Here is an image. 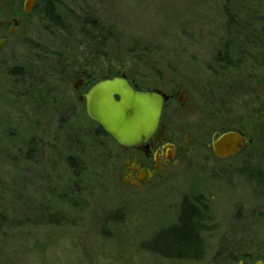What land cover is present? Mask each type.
Segmentation results:
<instances>
[{
	"label": "rangeland",
	"instance_id": "1",
	"mask_svg": "<svg viewBox=\"0 0 264 264\" xmlns=\"http://www.w3.org/2000/svg\"><path fill=\"white\" fill-rule=\"evenodd\" d=\"M49 6L54 20L36 4L0 51V264H264V59L227 70L216 61L244 46L226 32L225 12L264 24V0ZM7 8L21 17L20 5ZM86 18L111 29L108 51L93 41L100 32L81 29ZM116 71L142 91L185 92L162 119L183 146L178 163L141 187L125 181V155L109 136L94 143L97 125L80 101ZM222 131L251 142L220 161L208 146ZM196 199L198 255L148 250Z\"/></svg>",
	"mask_w": 264,
	"mask_h": 264
},
{
	"label": "water",
	"instance_id": "2",
	"mask_svg": "<svg viewBox=\"0 0 264 264\" xmlns=\"http://www.w3.org/2000/svg\"><path fill=\"white\" fill-rule=\"evenodd\" d=\"M39 0H24L30 14ZM166 98L156 92L139 91L130 86L124 74L92 84L80 97L87 118L123 149L145 144L155 134ZM248 143L236 131L214 133L210 145L213 156L226 160L236 156Z\"/></svg>",
	"mask_w": 264,
	"mask_h": 264
},
{
	"label": "trees",
	"instance_id": "3",
	"mask_svg": "<svg viewBox=\"0 0 264 264\" xmlns=\"http://www.w3.org/2000/svg\"><path fill=\"white\" fill-rule=\"evenodd\" d=\"M52 1L39 0L37 6L40 4L41 5L45 4L46 12L48 14L50 13L51 15L50 11L52 7L49 5L52 4ZM47 2L49 4L46 5ZM225 15H226V23H225L226 32L230 36L231 35L235 36L234 39L241 38L242 43H244V46L242 48H235L234 52H228L229 51L227 50L228 47H226L224 54L219 55V59L217 58L216 61L218 60V62H220V65L221 63L225 64L227 66L226 67L227 70L228 68L231 67L239 68L240 64H246V63L256 64L257 59H260L261 57H263L264 59V24L260 20H256L254 18H252L253 20H251L250 23L244 22L242 19L237 18V16H235L234 13L229 14V11L228 12L226 11ZM50 18L51 20L49 21L54 20L52 15ZM87 20L88 18H86L84 22L81 23V29L85 30V25H86L89 26L92 30L94 31L97 30L98 32H100L99 35L96 34V36L93 37V41L96 42L97 48L99 46L102 47L103 45V49L105 51H108L109 48H106L104 46V43L109 40L113 41L114 37L111 29L102 30L99 27V22H97L96 20L87 22ZM252 40L253 42L251 43L250 41ZM111 46L113 48V45ZM96 53L98 54V56L100 55L97 49H96ZM118 74H119L118 71H116V73H114L113 76L111 75L112 76L111 78L120 76ZM102 79H110V78L103 77ZM99 80L100 79H98V81ZM95 82L97 81L94 80L92 84ZM96 127L97 129L95 130V135L92 137L94 143L96 142L95 140L98 135L100 136L105 135L98 126ZM247 145H249V143ZM76 157H79L78 152ZM77 161L80 160L75 158L71 160L69 159V165L72 168L76 167L74 166V164H76ZM76 177L77 178L81 177L79 172L76 174ZM196 201H197L196 203L192 204L187 200H185L181 205V209H180L181 212L179 213L177 224L174 227H172L170 230L157 234L154 237V239L151 241V244L147 247V249L158 256H162L169 259L185 258L186 255L190 254L186 252H191V251L196 252V250L199 249L197 244L198 234H197L196 226L199 223V220H201L200 213H198V210H195L197 204L200 203V200L196 199ZM175 249L176 251L178 250V252H176V254H173ZM195 255H198V253ZM191 258H192V254H191Z\"/></svg>",
	"mask_w": 264,
	"mask_h": 264
},
{
	"label": "flooded vegetation",
	"instance_id": "4",
	"mask_svg": "<svg viewBox=\"0 0 264 264\" xmlns=\"http://www.w3.org/2000/svg\"><path fill=\"white\" fill-rule=\"evenodd\" d=\"M9 1L21 6V17L16 14V12L18 11L13 10L12 12L10 10L11 8H7V2ZM35 6L33 7L30 14H26L24 12V0H0V51L5 46L8 38H16L25 31V20L23 18L30 16L34 11ZM127 81L132 88L138 90L137 86L134 83H132L128 79ZM149 92L159 93L161 96H164L166 98L163 102V110L158 128L153 137L145 144V146H136L129 149L121 148L122 152L125 155L127 164L124 172L125 181L129 182L130 185H135L137 187L148 184L159 174L164 172L169 166L177 164L180 154L183 151V146L178 145L174 141V136L177 135L176 133L172 134V139L168 138V129H166L163 125L162 119L164 116L165 108L171 101L174 100L176 95H178V97L176 98V103L181 108L183 107V103H181L180 97L185 95L184 90L177 89L176 93L169 94H163V92L159 90H152ZM85 93L81 94V96ZM186 105H188V108L189 103H187ZM224 132L222 131L215 133ZM250 142L251 141L248 140V143ZM241 263L242 262H240V264Z\"/></svg>",
	"mask_w": 264,
	"mask_h": 264
}]
</instances>
